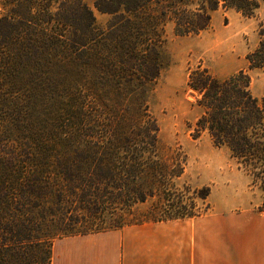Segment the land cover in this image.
<instances>
[{"label": "trees", "instance_id": "16d2710c", "mask_svg": "<svg viewBox=\"0 0 264 264\" xmlns=\"http://www.w3.org/2000/svg\"><path fill=\"white\" fill-rule=\"evenodd\" d=\"M1 2L0 144L12 150L0 153V264H52L56 233L39 232L48 212L74 222L60 229L66 237L206 214L197 200L210 189L180 184L187 156L163 153L151 109L168 65L167 28L198 35L219 8L251 17L260 1ZM93 8L109 15L106 24ZM246 60L225 78L199 64L186 83L199 110L195 133L229 150L263 192L264 209V96L248 73L264 69V27ZM150 201L142 218L124 220ZM76 207L88 212L80 227L68 215ZM106 212L118 218L97 222Z\"/></svg>", "mask_w": 264, "mask_h": 264}, {"label": "rangeland", "instance_id": "374dc122", "mask_svg": "<svg viewBox=\"0 0 264 264\" xmlns=\"http://www.w3.org/2000/svg\"><path fill=\"white\" fill-rule=\"evenodd\" d=\"M251 17H245L232 9L219 8L213 12L211 26L198 35L176 36L168 26V39L163 48L168 65L164 69L150 100L151 109L160 127L159 139L166 154L169 148H176L187 156V166L180 184H189L199 189L208 187L207 200L198 199L197 204L205 211L206 219H215L219 241H233L239 247H258V256H264V209L261 207L263 192L252 183L248 175L231 157L225 146H217L206 132L196 134L194 123L199 115L195 107V96L187 87L189 68L199 64L209 67L219 78H225L247 69L246 55L256 48L260 41V30L264 27V0ZM94 9L100 24H106L108 14ZM4 8L0 0V16ZM252 92L264 96V69L248 70ZM0 153L12 150V144H0ZM3 151V152H2ZM147 204L138 205L132 214L125 215L126 221L142 218ZM77 227L83 226L86 210H69ZM58 220H56V219ZM118 218L113 212L97 214V222H113ZM39 232L55 234L52 243L66 237L60 229L66 222H74L49 212L45 218L39 216ZM187 227H196L193 219L184 221ZM53 236V235H52ZM70 237V236H69ZM49 242V241H48Z\"/></svg>", "mask_w": 264, "mask_h": 264}, {"label": "crops", "instance_id": "0c3cea01", "mask_svg": "<svg viewBox=\"0 0 264 264\" xmlns=\"http://www.w3.org/2000/svg\"><path fill=\"white\" fill-rule=\"evenodd\" d=\"M193 219L196 227L184 221ZM203 216L125 226L54 242L52 264H264L258 247L219 241Z\"/></svg>", "mask_w": 264, "mask_h": 264}]
</instances>
